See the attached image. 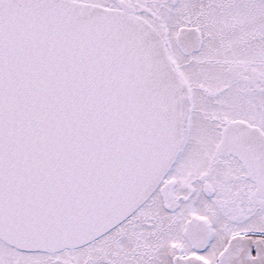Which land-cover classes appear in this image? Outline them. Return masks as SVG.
Segmentation results:
<instances>
[{"label":"snow or ice","instance_id":"1","mask_svg":"<svg viewBox=\"0 0 264 264\" xmlns=\"http://www.w3.org/2000/svg\"><path fill=\"white\" fill-rule=\"evenodd\" d=\"M0 264H264V0H0Z\"/></svg>","mask_w":264,"mask_h":264}]
</instances>
